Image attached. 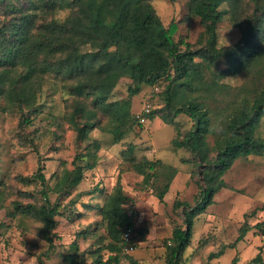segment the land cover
<instances>
[{
	"label": "trees",
	"instance_id": "1",
	"mask_svg": "<svg viewBox=\"0 0 264 264\" xmlns=\"http://www.w3.org/2000/svg\"><path fill=\"white\" fill-rule=\"evenodd\" d=\"M154 1L0 0V12L5 16L0 23L2 111L18 114L22 128L34 125L42 113L38 100L43 80L39 73L54 74L67 83L75 97L68 121L83 148L74 157L73 168L53 176L55 189L45 175L43 162L33 176L21 178L23 183L37 185L42 202L14 200L9 208L6 192L0 189V212L6 209L8 219H18L21 227L24 219L38 223V235L49 245L46 255L58 237V218L66 207L62 200L71 198L86 172L97 167L95 156L101 145L91 134L103 129L113 136L114 144H119L136 123L141 126L132 113V99L146 86L158 85L156 96L161 95L164 102L161 110H153L147 119L153 120L161 112L159 118L175 131L172 147L191 155L199 176L195 205L178 199L174 203L175 211L181 209L183 213L184 226L173 230L165 256L167 264H183L184 254L192 245L195 220L221 190L228 188L224 177L234 163L264 156V138L258 135L264 121V0H188L190 17L198 18L203 27L195 45L184 38L176 39L178 24L172 21L166 27ZM58 11L69 14L63 21L42 18V14ZM226 17L241 32L239 42L227 48L219 46V25ZM221 61L227 65L222 70L217 67ZM241 75L244 79L239 85L228 81ZM123 79L131 80L128 98L112 100ZM82 97L91 99L92 105ZM181 115L193 122L186 132L177 121ZM129 150L133 152V147ZM129 162L133 171L143 176L144 187L154 182L155 197L164 202L177 168L145 157L140 160L133 156ZM97 189L89 193H98ZM54 191L58 194L56 203L50 198ZM28 197L35 199L31 193ZM132 199L118 183L99 209L106 236H99L93 244L95 249L90 250H81L80 244L73 242L70 249L74 252L65 256V262L85 264L87 258L97 256L92 264H120L123 256H130L122 254V234L131 225L127 206ZM75 203L71 198L68 205ZM4 226L1 222L0 228ZM252 231L264 237V221H244L236 241L211 252L206 264L221 258L228 248H237ZM148 232V228H136L137 246L146 240ZM263 253V247L259 248L246 264H264ZM38 262L45 264L42 257ZM231 264H242L240 253Z\"/></svg>",
	"mask_w": 264,
	"mask_h": 264
},
{
	"label": "rangeland",
	"instance_id": "2",
	"mask_svg": "<svg viewBox=\"0 0 264 264\" xmlns=\"http://www.w3.org/2000/svg\"><path fill=\"white\" fill-rule=\"evenodd\" d=\"M153 5L166 27L172 21L178 24L177 40L184 38L191 44H197L203 27L198 18L190 17L188 0H155ZM68 14V11H58L56 14H42V18L47 20L56 18L63 21ZM4 18L3 12H0V23L4 21ZM240 37V29L229 17H226L219 25V46L231 47L239 42ZM226 66V62L221 61L217 67L222 70ZM38 77L43 80V91L38 100L42 113L35 119L33 126L22 128L19 124V115L12 112L4 113L3 101L0 100V183L4 184L2 186L0 184V189L6 192L5 204L9 208H12L11 204L14 200L23 204L33 200L42 202L37 192V185L21 181V178L33 176L40 162H43L45 175L51 187L55 189L56 177L53 176L65 169H72L74 157L83 148L76 131L68 121L72 110L70 106L74 103L75 97L70 94L67 83L54 74L39 73ZM243 79L244 76L241 75L229 77L228 81L239 85ZM130 83L131 80L123 79L115 89L112 100L127 99ZM165 85L166 82L161 86ZM152 88V86H146L139 95L133 97L132 113L138 116L142 125L136 123L122 142L114 144L113 136L103 129L95 130L91 134L92 138L98 140L101 145V149L95 156L97 167L93 171L86 172L84 180L74 190L71 198L76 203L73 206L68 205L71 198L62 200L66 207L61 209L62 215L58 218V237L54 249L49 251V254L46 255L49 245L38 235V223L24 219V225L21 227L18 219L15 221L8 219L6 209L0 212V223L6 224L0 228V264H39L40 257L45 264H69L64 258L67 254L74 252L70 249V245L75 241L80 244L81 250L95 249L93 244L98 237L106 236V224L102 222L99 209L104 205L107 194L111 193L118 183H121L130 198L138 199L140 210L142 199L155 196L154 182L151 185L153 192H145L143 176L135 173L131 168L129 159L133 156L140 160L144 157L155 161L161 160L178 170L174 179V181L177 179V183L167 196L169 202L157 205V208L152 205L150 208L152 211H149L145 218L151 221L153 227V235L149 239L148 247L166 250L167 254L171 246L169 236L172 230L177 225L184 226L183 213L181 209L175 211L174 203L178 199L188 202L191 206L195 205L196 196L199 193L197 183L199 176L197 165L190 160L191 155L187 151L175 150L172 147L171 141L175 137V131L159 118L161 112L155 114L156 118L153 120H148L147 117L144 121L140 119L143 114L145 96L151 92ZM82 99L92 105L91 99L85 97ZM163 106L161 95L156 96L153 110L159 111ZM177 121L182 125L183 132L188 131L193 125L191 119L185 115L179 116ZM102 124L105 128V120ZM258 135L264 138V121L258 130ZM130 147H133V152L128 151ZM123 152H126L127 156ZM93 159L90 158L91 161ZM224 180L228 188L221 190L215 197V203L195 220L196 235L185 257L189 261L192 260L190 264L207 263V253L213 251V246H205L214 244V251H216L225 242H235L244 221L247 220L251 224L264 221V156L237 160L225 175ZM96 188L98 193H89ZM30 193L35 199H29ZM50 198L53 203H56L58 194L55 191L51 192ZM172 201H174L173 204ZM156 212L166 213L164 219L166 216L169 217L171 226L166 221L156 219L158 217ZM146 224L147 221H143V225ZM22 228L28 231L24 232ZM251 250L250 252L247 250L243 255L242 264H246L255 256ZM236 252L234 248L229 249L219 260V264H231ZM93 258L96 259L97 256ZM133 258L134 256L130 255L123 256L122 259H126V264L127 262L131 264L130 261ZM85 262V264H92L88 258Z\"/></svg>",
	"mask_w": 264,
	"mask_h": 264
},
{
	"label": "crops",
	"instance_id": "3",
	"mask_svg": "<svg viewBox=\"0 0 264 264\" xmlns=\"http://www.w3.org/2000/svg\"><path fill=\"white\" fill-rule=\"evenodd\" d=\"M179 175L181 176V173H179ZM176 183H177V179L172 184V187H171L170 191L173 189V187L176 185ZM170 191H169V193H170ZM169 193L166 195L164 202H160L155 196H151V198L149 197V198H146V199H142L141 200V203H140L141 210L139 209V212H138L137 217H136V222H135L136 228H142V227L146 226L150 231L148 232V235L146 237V240L144 242H141L139 244L138 248H137V251L134 254H132L134 256V258L132 259V261H130L131 264H166V259H165L166 250H156V249H152V248H149L148 247L150 245V240L149 239H151V236L153 235V227H152L151 221L146 220L145 218H146V216H148L149 211L150 212L152 211V210H150V208L152 207V205L155 208H157V205L160 206V205H164L165 203L167 204L169 202V200L167 198V196L169 195ZM149 203L151 204L150 207H149V205H150ZM173 203H174V201H172V204ZM214 203H215V198H214ZM206 211L204 213H206ZM156 213H158V217L156 219H161V221H166V223L169 226H171L170 218L166 216L165 219H164V216L166 215V213H164V212L162 214L160 212H156ZM202 214L199 215L198 218H200L202 216ZM143 215H145V216H143ZM161 216H163V217H161ZM143 221H147V224L146 225H143ZM159 223H161V222H159ZM195 224H197V222ZM196 226L197 225H194L193 238L196 235L195 234ZM172 234H173V230H172L171 235L169 236V238L172 237ZM236 239H235V241H236ZM231 243H234V242H229V243H226L225 242L224 244H231ZM240 244H241V246H239ZM210 246H213L212 247L213 248V251H211V252H215L214 251V248H215L214 244H210V245L205 246V247H210ZM262 247H263V252H264V237L261 236V235L260 236L255 235L254 231H252V232H250L246 236V238L243 241H241L240 243H238L237 244V248H234V249L237 250L236 254L237 253H240V258L242 259L243 255L245 254V252H247V250H249V252H250V250L252 249L251 251L254 252L253 254H255V256H256L258 254V252H259V248H262ZM229 249H233V248H228L226 250V252ZM186 252L184 254L183 264H190L192 262V260L189 261L187 258H185L186 257ZM211 252H209L207 254L209 255ZM226 252H225V254H226ZM236 254H235V256H236ZM93 257H89L88 259H90L93 262V261H95V258H93ZM263 257H264V253H263ZM221 258L213 260L211 262V264H219L220 263L219 260ZM252 259H250V260H252ZM125 260L122 259L121 262H120V264H126ZM250 260H248V262ZM231 263H232V261H231ZM127 264H128V262H127Z\"/></svg>",
	"mask_w": 264,
	"mask_h": 264
},
{
	"label": "built area",
	"instance_id": "4",
	"mask_svg": "<svg viewBox=\"0 0 264 264\" xmlns=\"http://www.w3.org/2000/svg\"><path fill=\"white\" fill-rule=\"evenodd\" d=\"M160 91L159 86L156 85L152 88L151 92H149L145 96V101H144V106H143V114L141 116V120L144 121L145 117L149 115L153 109H154V101H155V96L156 94ZM145 192L152 193V187L150 185H146L144 187ZM138 199L133 198L128 206H127V215L128 218L131 222L130 226H127L125 231L122 234V244H123V249H122V254L123 255H131L134 254L137 251V244L135 242V230H136V217L138 214Z\"/></svg>",
	"mask_w": 264,
	"mask_h": 264
}]
</instances>
